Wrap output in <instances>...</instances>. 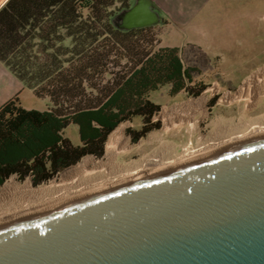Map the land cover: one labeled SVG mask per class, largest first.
I'll use <instances>...</instances> for the list:
<instances>
[{
	"label": "water",
	"instance_id": "1",
	"mask_svg": "<svg viewBox=\"0 0 264 264\" xmlns=\"http://www.w3.org/2000/svg\"><path fill=\"white\" fill-rule=\"evenodd\" d=\"M0 264H264V134L0 224Z\"/></svg>",
	"mask_w": 264,
	"mask_h": 264
},
{
	"label": "trees",
	"instance_id": "2",
	"mask_svg": "<svg viewBox=\"0 0 264 264\" xmlns=\"http://www.w3.org/2000/svg\"><path fill=\"white\" fill-rule=\"evenodd\" d=\"M130 2L78 0V12L9 29L11 42L0 59L50 105L26 108L15 95L0 106V188L13 174L21 181L31 176L37 186L85 155L103 156L109 133L141 117L140 129L127 128L136 142L160 124L153 116L161 104L151 93L161 86L170 85L172 96L182 90L197 96L205 88L191 85L200 69L185 64L179 47L161 46L154 25L122 29L112 23ZM72 123L80 144L64 133Z\"/></svg>",
	"mask_w": 264,
	"mask_h": 264
},
{
	"label": "bare ground",
	"instance_id": "3",
	"mask_svg": "<svg viewBox=\"0 0 264 264\" xmlns=\"http://www.w3.org/2000/svg\"><path fill=\"white\" fill-rule=\"evenodd\" d=\"M212 90L215 94L218 85ZM207 92L163 106L157 114L161 127L139 141L133 142L128 134L129 122H120L109 133L100 159L85 155L59 178L37 186L31 179L24 183L14 177L7 179L0 189V224L264 134V110L253 115L255 109L264 105V63L246 76L236 91H226L220 97V101L229 104L243 102L241 112L231 116L220 114L206 125V132L202 120L209 115Z\"/></svg>",
	"mask_w": 264,
	"mask_h": 264
},
{
	"label": "crops",
	"instance_id": "4",
	"mask_svg": "<svg viewBox=\"0 0 264 264\" xmlns=\"http://www.w3.org/2000/svg\"><path fill=\"white\" fill-rule=\"evenodd\" d=\"M136 1L131 0L130 7ZM149 1L159 16L153 25L161 46H176L182 52L195 47L208 60L246 57L264 41V0ZM77 4L78 0H0V52L10 44L9 29H19L17 24L23 29L41 25L50 15L78 12ZM30 89L0 59V106L15 95L22 100Z\"/></svg>",
	"mask_w": 264,
	"mask_h": 264
},
{
	"label": "rangeland",
	"instance_id": "5",
	"mask_svg": "<svg viewBox=\"0 0 264 264\" xmlns=\"http://www.w3.org/2000/svg\"><path fill=\"white\" fill-rule=\"evenodd\" d=\"M127 17H128L127 14H119L118 16L112 17L111 21L116 27L124 28L129 23ZM254 48L256 51L253 54L248 55L246 57H242V58L229 57L222 59L211 58L208 60L195 47L188 46L187 49L184 50V52H182V57L186 65L196 66L200 69V73H195V79L191 83V85L194 87H198L199 85L205 86V88L201 91L199 95H201L205 90H208L207 104L209 107V115L204 120H202V128L204 131L207 132L209 130V127L206 128V125H208V123L212 119L216 118L217 116H220V114L231 116V115H238L241 112L243 102H233L232 104H229L227 102L220 101V97L226 91H231V92L236 91L240 86V84L243 82V79L245 78L244 76L248 75L254 68L264 63V41L256 43ZM201 69L205 71L202 72ZM208 69H212L214 71L211 72ZM227 75H232V76H227ZM216 84L218 85V90L216 91L215 94H212L213 93L212 88ZM170 91H171V86L164 85L161 86L157 91L151 93V97L156 102L161 104L160 110L165 105L166 106L173 105L177 102H181L186 99L199 96V95L197 96L190 95L186 93L185 90H182L179 93H177L175 96H172L170 94L171 93ZM214 96H216L217 98L214 101H212V98ZM21 103L26 108L45 110L50 105V100L48 97L36 96L34 94V91L30 89V90H26L21 100ZM160 110L153 116V121H157V120L160 121L159 126L149 130L146 134L142 135L137 141L147 136L150 132L157 130L161 127L162 121L157 118V114L160 112ZM263 110H264V105H261L259 108L253 111V115L258 114ZM121 122H129L128 127H132L134 129H140L144 124L143 119L141 117H134L133 119L124 120ZM64 133L74 143L76 144L80 143L79 129L76 124L72 123L68 125L65 128ZM181 136L182 137L185 136V130L181 132ZM93 156L95 157V159H100L102 157V156L97 157L95 155ZM63 171L64 170H62L56 177L52 179L59 178ZM11 177H14V179L19 183H24L26 180L31 179V176H28L25 180L21 181L17 178L16 174L11 175L9 178Z\"/></svg>",
	"mask_w": 264,
	"mask_h": 264
}]
</instances>
